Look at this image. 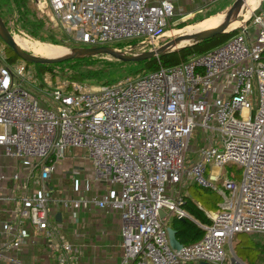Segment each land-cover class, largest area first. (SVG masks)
Listing matches in <instances>:
<instances>
[{
    "label": "built area",
    "instance_id": "2783aa9c",
    "mask_svg": "<svg viewBox=\"0 0 264 264\" xmlns=\"http://www.w3.org/2000/svg\"><path fill=\"white\" fill-rule=\"evenodd\" d=\"M31 2L76 46L125 43L129 53L160 47L175 16V0ZM263 3L216 48L112 83L43 82L24 60L2 59L0 156L22 161L26 173L0 174V181L16 182L17 204L3 225L8 239L0 256L25 243L28 223L44 235L56 264H79L77 248L53 221L48 184L72 148L89 154L93 170L86 189L110 187L99 196L58 203L72 210L92 204L119 210L121 264H227L224 245L236 233L264 234ZM197 130L204 141L188 169ZM228 165L242 168L239 178L227 174ZM190 182L218 193L221 201L217 211L205 210L211 223L199 222L203 236L175 249L168 227L172 218H191L183 192Z\"/></svg>",
    "mask_w": 264,
    "mask_h": 264
},
{
    "label": "crops",
    "instance_id": "0c3cea01",
    "mask_svg": "<svg viewBox=\"0 0 264 264\" xmlns=\"http://www.w3.org/2000/svg\"><path fill=\"white\" fill-rule=\"evenodd\" d=\"M220 1L175 0L174 17L187 21L207 11H211L207 13H217L223 9ZM75 149L80 148H72L66 153L65 158L56 166V170L48 182L52 189V196L55 198V201L51 203V209L54 213L53 221L60 225L62 232L77 248L79 264H121L123 259L122 219L119 210L99 208L93 204L89 208L81 207L72 210L66 209L58 203L60 198L99 196L110 187L107 184H100L94 191L86 189L85 177L91 174L93 170L91 160L88 168L75 164V161H72ZM14 172H19L21 176L26 173L22 161L18 162L0 156V174L12 175ZM80 173L82 174L79 177ZM15 185L16 182L5 183L0 181V195L8 197V200H0V245L8 239L3 225L14 217L13 213L17 205L16 202L12 201ZM31 185L34 187L33 183ZM188 186L187 188H189ZM185 195L197 203L201 209L206 210L200 202H196L189 195V190H186V187ZM218 196L221 201V196L219 194ZM220 201L217 202V206ZM58 213L60 218L57 217ZM25 227L28 231L25 243L18 248L5 250L0 256V264H56L44 235L34 231L28 223Z\"/></svg>",
    "mask_w": 264,
    "mask_h": 264
},
{
    "label": "rangeland",
    "instance_id": "374dc122",
    "mask_svg": "<svg viewBox=\"0 0 264 264\" xmlns=\"http://www.w3.org/2000/svg\"><path fill=\"white\" fill-rule=\"evenodd\" d=\"M235 0H221L220 2L222 3V11H219L217 13H207V12H211V11H207L205 13H201L198 14L195 18H190L187 21H183L178 17H173L171 20L169 19L168 21V25L166 28V30H164L166 32V35L162 38V40L159 42L160 45H163L165 43H167L169 40L174 39L175 37H177L178 35H180L181 33H173L172 35L167 36V33L169 31L172 30H180L183 29L184 27H187L191 24H195L200 22L201 20L213 16V15H217V14H226V12L229 10V8L232 6L233 2ZM6 5L4 6V12H12L13 15H8L9 17V26L8 29L11 31V33L13 34V36H20L23 38H27L30 40H38L42 43L45 44H50V45H55V46H62L66 49H72L74 47H76V45L74 43H72V41H68V38L65 34V32L62 30V28H60L57 24H55L54 21H52V19L50 18V16L48 15H44L42 13L38 14L37 12V17L43 19L44 21V26L41 28V34L43 36L45 35H49V34H53L55 35V38L58 40V44L52 43L49 40H42L39 37L33 36L30 31L23 25L22 23V19L19 18V13L14 9L13 10V5L10 2H6ZM28 13L31 16L32 12L36 10L35 5L30 1L28 4ZM253 7H256V4H253ZM245 9L247 10V8L245 7ZM263 11H264V3H263ZM263 11H259V14H262ZM7 17V19H8ZM4 20V19H3ZM237 20V24L235 26L238 27L241 23V21L243 20V16H238L236 18ZM5 22V21H4ZM237 29V28H236ZM221 35V34H219ZM230 36H220L217 38H213L212 40L206 41V42H202L201 45L203 47V52H199L196 54H202L205 53L211 49L216 48L217 46L227 42L229 40ZM118 44H122L120 46H117ZM125 43H113V44H109V46H112L113 48L119 50V51H124L125 46L123 45ZM117 46V47H115ZM68 47V48H67ZM148 47H136L133 48V50L130 53H141L144 51H147L149 49H147ZM29 52H32L34 54H37L35 52H33L32 50H28ZM39 55V54H37ZM96 59L91 61L89 64H85L83 66V69H85L86 67L91 69V70H98L101 67H103L104 65H106L108 62H113L115 63V66H117L119 69H117L116 71V75L113 79L120 80L123 79L125 77H130V76H134L137 75L138 73L142 72L143 69L142 65L140 64L141 62H132L131 64H123L120 65L117 62V60H115L113 57L109 56V55H99V56H95ZM6 60L8 62H10L11 64H17L19 62H22L23 60L21 58H19L15 52L9 47L7 46V44L4 42V40L0 37V62H2L3 60ZM120 61V60H119ZM26 62V61H25ZM31 66L32 69H35L37 77L40 78L41 81L44 82V79H46L48 81L52 80L54 83H67V82H71V81H77L79 83L88 85V86H98L100 84H102L103 81H106V79L103 80H97L94 77H87L84 79L79 80H75L73 79L71 76L73 74V72L75 71V69H78V65L77 64H73V63H64L61 65H56L53 66L50 70H47L46 72L42 73L38 70V67L35 66L32 63H28ZM48 77V78H47ZM115 82V81H113ZM204 141V133L202 131L197 130L192 138V141L190 143L191 148L188 150L187 153V157H188V161H187V168L189 169L193 164L194 161L196 159L197 156V152H196V147L202 143ZM74 158L72 159V161H75V164H77L78 166L83 165L84 167L88 168L90 165V158H89V154L87 155V152L85 151V149H75L74 150ZM87 155V156H86ZM226 170L228 171L227 174H229L230 172H232L234 174L235 177L239 178L241 173H242V168H240L239 166L236 165H228L225 167ZM88 170V169H87ZM84 171V170H83ZM85 173V172H82ZM79 174V177L81 176V174ZM232 175V174H231ZM188 185H186V190H189V195H191L194 200L197 202H200L201 205L207 210V211H212L215 212L218 209L217 206V202L220 201V197L218 196V194L216 192L204 189L202 187H199L196 184H193L192 182H190V186H188L189 188H187ZM183 192H185V188L183 190ZM174 218H172L170 220V226L173 222ZM224 249L226 252V263L227 264H264V234L261 233H254V232H240V233H236L232 239L231 242H227L224 245Z\"/></svg>",
    "mask_w": 264,
    "mask_h": 264
},
{
    "label": "trees",
    "instance_id": "16d2710c",
    "mask_svg": "<svg viewBox=\"0 0 264 264\" xmlns=\"http://www.w3.org/2000/svg\"><path fill=\"white\" fill-rule=\"evenodd\" d=\"M31 0H0V12L2 15V18L5 21V24L10 28L9 26V17L8 15H13L12 12H4V6L6 5V2H10L15 9L19 13V18L22 19L23 25L30 31V33L33 36L39 37L42 40H49L52 43L58 44V40L55 38V35L49 34L43 36L41 34V28L44 26L43 19L37 17V13L39 11L36 9L32 12L31 16L29 15L28 11V4ZM37 12V13H36ZM220 14V13H219ZM11 15V16H12ZM218 15V14H217ZM215 16V15H213ZM8 17V19H7ZM208 18V17H207ZM206 19V18H205ZM204 20V19H203ZM202 21V20H201ZM238 30L235 29L231 31L230 33H223L221 35H216L210 39L203 40L197 44L193 45H187L186 47H183L181 49L165 53L162 55H159L158 57H153L151 59H147L144 61H140L142 68L147 71H155L158 70L161 67H169L174 66L176 64H179L183 61H186L191 56L196 55V53L203 52V47L201 45L202 42H206L209 40H212L213 38H217L220 36H234L237 34ZM230 37V38H231ZM122 44H118L117 46H120ZM115 46V47H117ZM99 56V55H96ZM95 56H86L83 58H74L65 60L63 62H57V63H49V64H42V63H32L35 66L38 67V70L42 73L46 72L47 70H50L53 66L66 64V63H73L78 65V69H75V71L72 74V78L75 80H81L87 77H94L98 81L101 79H106V81H103L102 84L106 83H112L113 81H116V79H113L116 75L117 69H119L117 66H115V63L108 62L106 65L101 67L98 70H91L89 68L83 69V66L85 64H89L91 61L95 60ZM117 60V59H115ZM118 64H131L132 62H124L117 60ZM143 70V71H145ZM118 81V80H117ZM226 170V168H225ZM200 187V186H199ZM209 190V189H207ZM211 191V190H210ZM185 210L190 214V217L187 218H177L175 217L171 226L176 230L177 238L183 245H188L192 242H195L199 240L203 234L204 230L199 225L200 223L203 224H210L211 219L206 215V212L201 209L197 203H195L190 197L185 195V204H184Z\"/></svg>",
    "mask_w": 264,
    "mask_h": 264
},
{
    "label": "water",
    "instance_id": "95a60500",
    "mask_svg": "<svg viewBox=\"0 0 264 264\" xmlns=\"http://www.w3.org/2000/svg\"><path fill=\"white\" fill-rule=\"evenodd\" d=\"M245 2L246 0H235L232 6L229 8V10L226 12L225 19L222 21V23H220L216 27L210 29H204L202 31L190 35L180 34L174 39H171L167 43L161 45L160 47L147 50L141 53H129L127 51H119L113 48L112 46L103 45L97 47L76 46L71 49L72 52L57 57H46L42 55H37L32 52H29L28 50L20 47L17 44L13 34L6 26L2 18L1 12H0V37L4 40L7 46H9L15 52V54L19 58H21L22 60L28 63L52 64L57 62H63L69 59L83 58L86 56H96V55H109L114 59L124 62H139L181 49L183 47H186L187 45L197 44L203 40L210 39L219 34L230 32L228 28L231 25L232 21L236 20V18L239 16ZM185 39L191 40V43L187 45L178 46V44ZM57 217L60 218L59 213ZM168 235H169L170 245L173 248L181 249L183 247V243H181L177 238L176 230L172 226L168 227ZM201 264H209V263L203 261L201 262Z\"/></svg>",
    "mask_w": 264,
    "mask_h": 264
},
{
    "label": "bare ground",
    "instance_id": "6f19581e",
    "mask_svg": "<svg viewBox=\"0 0 264 264\" xmlns=\"http://www.w3.org/2000/svg\"><path fill=\"white\" fill-rule=\"evenodd\" d=\"M261 1L262 0H246L239 16H243V18L247 19L249 17L250 13L260 5ZM253 4H256V7H253ZM245 7L247 8V10L245 9ZM224 19H225L224 13L218 14L215 16H210V17H208V18H206V19H204L198 23L191 24L187 27H184L183 29H180V30L176 29V30L169 31L167 33V36L172 35L173 33H181L184 35H190V34L202 31L204 29H210V28L216 27L220 23H222V21ZM241 22H243V20ZM236 24H237V20L232 21L228 30L234 29ZM14 38L20 47H22L26 50H32L33 52H35L39 55H42V56H46V57H57V56H61V55L72 52V50L69 49L68 47H67L68 49H66L62 46L45 44V43H42L38 40H30V39L23 38L20 36H14ZM190 43H191V40L185 39V40H182L178 44V46L187 45Z\"/></svg>",
    "mask_w": 264,
    "mask_h": 264
}]
</instances>
